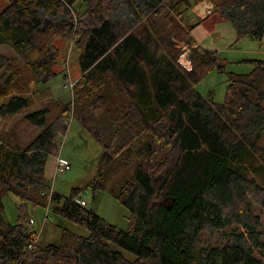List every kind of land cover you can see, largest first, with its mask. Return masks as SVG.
<instances>
[{"label":"trees","instance_id":"obj_1","mask_svg":"<svg viewBox=\"0 0 264 264\" xmlns=\"http://www.w3.org/2000/svg\"><path fill=\"white\" fill-rule=\"evenodd\" d=\"M205 1L236 43L264 36V0H8L0 47L20 62L0 54V119L24 111L21 123L39 134L27 143L14 131L0 136V264H264V230L253 213L264 211V59L246 60L251 72L234 74L220 53L192 48L194 27L182 16ZM63 43L75 48L81 71L71 101L30 111L58 74ZM176 43L191 47L190 71L177 63ZM214 70L228 81L221 104L195 90ZM70 114L102 148L91 187L129 212L126 230L103 224L75 192H51L46 168ZM9 194L18 201L13 225L4 219ZM28 205L88 236L63 229L57 244L38 245ZM203 233L218 243L198 247Z\"/></svg>","mask_w":264,"mask_h":264},{"label":"rangeland","instance_id":"obj_2","mask_svg":"<svg viewBox=\"0 0 264 264\" xmlns=\"http://www.w3.org/2000/svg\"><path fill=\"white\" fill-rule=\"evenodd\" d=\"M163 1L168 3L170 0ZM205 3H207V7H204ZM205 3L203 2L195 6L192 12L197 16H201L208 12L212 13L211 4L208 1H205ZM7 6L8 0H0V13ZM191 14L182 16L184 21H186L188 24L193 21L194 18ZM44 24L49 25L50 21L46 18ZM178 46L184 54L188 53L189 58L191 47L185 43H176V47ZM196 47L199 46L193 45L192 48ZM227 50H245L244 52H246V54H244V57H241L237 54V52L235 54L221 52L220 57L223 58L222 64L225 67V71L234 74H248L251 72L252 66L246 62V60L264 59V36L260 40H241L235 43V45L230 46ZM59 51L60 60L56 69L58 74L54 79L48 82L46 87L52 93L53 97L66 104L71 101V91L64 89V85H68L70 82L74 85V82L81 75V71L77 62L78 54L75 48H72V46L68 45L67 43H63ZM0 54L16 57L18 62H20L18 57L8 48L0 47ZM235 57L238 59H234ZM64 76H66V78ZM227 85L228 81L226 78V73H220L217 70H214L195 86V90L204 98H207L208 95L211 94L213 102L216 104H221L224 102ZM31 87L33 88L34 85L32 86L31 84ZM45 94L40 95L42 96L41 98L44 99V101H41L43 103L46 102ZM36 101H39L38 97H34L33 104L29 110L35 108L34 106ZM19 115H22V113ZM19 115L16 118L9 117L12 119L8 118L9 120L4 124L3 129L9 127L10 121L13 123V121L18 120ZM70 117L72 118V114H70ZM65 124L67 125V131L64 137L61 136L57 143L59 147L58 158L63 162L69 163L70 170L65 171L64 173L55 172V174L52 161L54 159L56 165L58 158H51L49 160L46 168V174L48 176V182L51 191L58 194L62 198H68L73 192H75V198L83 200L87 204L86 209H90L96 216H98L103 221V224L112 225L118 230H126L129 212L123 206H121L107 191L93 189L91 187V183L97 175V168L102 154V148L82 129L80 123L75 119L72 118L69 122L66 121ZM31 128L34 130V132L29 135H25L26 138L30 140L34 139L39 134V130L37 128ZM134 155L135 149H132L128 153L127 157H125V160L121 162L122 167L126 169L128 166L133 165L135 162ZM122 170L123 169L117 170L112 175L111 179L106 178V181L109 182L110 180L121 176L124 172ZM126 171H128V169ZM3 206L5 221L12 225L16 224L18 217V201L16 198L10 194L5 196L3 198ZM253 213L256 216H259L262 229L264 230V211L258 206H254ZM27 215L28 218L33 222V225L30 226V229L36 233L37 242L40 246L57 244L60 239L61 230L63 229L69 230L84 237L88 236V233L77 225H74L51 214L47 216V209H43L41 207L34 209L32 206L28 205ZM217 243L218 240L216 236L209 237L205 233L201 234L198 239V247H204L206 244L215 245ZM113 249L122 252V254L128 260H133V256L130 254L121 251L115 246H113Z\"/></svg>","mask_w":264,"mask_h":264},{"label":"crops","instance_id":"obj_3","mask_svg":"<svg viewBox=\"0 0 264 264\" xmlns=\"http://www.w3.org/2000/svg\"><path fill=\"white\" fill-rule=\"evenodd\" d=\"M207 2V1H206ZM205 3V2H204ZM207 3H205L206 5ZM194 9V8H193ZM191 10V15L194 17L193 21H191L189 23V25H193L194 28H192V30L190 31V36L194 41V45L199 46L203 49L206 50H212V51H216L218 53L221 54V52H226L228 54H235L237 52L238 55H240L241 57H244V54H246V52H244L245 50H237V51H233V50H227L229 49L230 46L235 45L236 43V39H235V33L231 27L230 24L226 23L225 21L221 20L220 18H218L215 15H212L213 13H206L203 15H195ZM207 19V23L206 25H208V27L204 24L201 25H197L195 26L197 23H199L202 20ZM206 26V27H204ZM243 55V56H242ZM234 59H238L237 57H235ZM245 61V60H243ZM2 80V78H0ZM0 80V82H1ZM43 90V88H42ZM46 95V102H49L51 100H56V101H61L59 99H56L55 97H53L52 93L48 90V92L45 94ZM42 96L38 97L39 101H36L35 103V108L31 109L32 110H36L38 109L44 101L43 98H41ZM45 102V103H46ZM62 102V101H61ZM22 115H19L21 114ZM25 112H20L18 114L15 115V117L12 118H16L19 115L18 120L13 121V123H11L12 121H10L9 127L6 129H3V126L5 123L8 122L9 119L12 118H7L4 120H1L0 123V136L4 133H7L9 131H14L16 132L20 138H22L24 143H27L30 141V139L26 138V134H31L32 132H34V130L27 124H23L21 123V119L24 116ZM53 164V170L55 173V161L53 159L52 161ZM56 174V173H55ZM47 176V174H46ZM48 179V176H47Z\"/></svg>","mask_w":264,"mask_h":264},{"label":"built area","instance_id":"obj_4","mask_svg":"<svg viewBox=\"0 0 264 264\" xmlns=\"http://www.w3.org/2000/svg\"><path fill=\"white\" fill-rule=\"evenodd\" d=\"M207 7V4L204 6ZM180 50V55L177 59V63L186 71L191 70V61L188 58V53H183V51H181V49L179 48V46L177 47ZM73 83L70 82V84H65L64 85V89H68L72 92L73 89ZM58 158V157H57ZM70 170V165L67 162H63L61 161L59 158L57 159L56 165H55V172L56 173H64L65 171ZM52 192V191H51ZM50 192V194H51ZM75 202L80 205L81 207H86V203L81 200V199H76L75 198Z\"/></svg>","mask_w":264,"mask_h":264}]
</instances>
